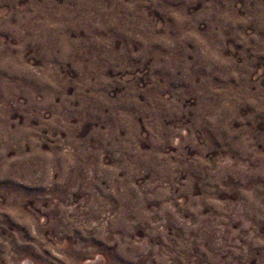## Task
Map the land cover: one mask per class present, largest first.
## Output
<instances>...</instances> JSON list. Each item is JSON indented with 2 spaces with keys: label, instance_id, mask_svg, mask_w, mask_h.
Here are the masks:
<instances>
[{
  "label": "rangeland",
  "instance_id": "obj_1",
  "mask_svg": "<svg viewBox=\"0 0 264 264\" xmlns=\"http://www.w3.org/2000/svg\"><path fill=\"white\" fill-rule=\"evenodd\" d=\"M0 264H264V0H0Z\"/></svg>",
  "mask_w": 264,
  "mask_h": 264
}]
</instances>
